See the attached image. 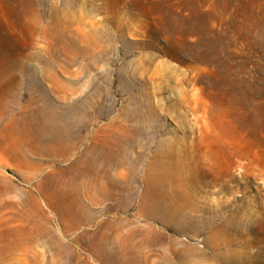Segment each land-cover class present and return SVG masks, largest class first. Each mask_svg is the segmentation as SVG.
<instances>
[{
  "label": "rangeland",
  "instance_id": "obj_1",
  "mask_svg": "<svg viewBox=\"0 0 264 264\" xmlns=\"http://www.w3.org/2000/svg\"><path fill=\"white\" fill-rule=\"evenodd\" d=\"M20 57L44 74L0 116V264H264V0H0V73ZM28 94L88 112L99 141L125 125V209L60 216L58 167L2 147ZM151 179L159 218L139 211Z\"/></svg>",
  "mask_w": 264,
  "mask_h": 264
},
{
  "label": "bare ground",
  "instance_id": "obj_2",
  "mask_svg": "<svg viewBox=\"0 0 264 264\" xmlns=\"http://www.w3.org/2000/svg\"><path fill=\"white\" fill-rule=\"evenodd\" d=\"M23 58L20 57L14 60H11L12 58H2L5 67L0 74L3 75L13 71L11 74H16V72H18V76L16 75L17 77L14 80L13 89H10L9 91L7 89L8 92H4L6 98H1V117L5 116V114L10 111L12 104L14 105L17 102V93L15 92V89L21 87L22 79L27 80L30 79V77L32 79L33 76L39 77L44 74L43 71L42 74L36 71V73H31L30 77L27 78L25 72L27 65L25 64L26 60ZM25 59H31V56L27 55ZM51 78L54 80V77ZM75 110L76 109L71 107L66 109L62 106L48 103L41 98L36 99L33 94H28L26 104L21 106L20 110V127L18 130L6 132L2 147H5L8 153L11 152L18 155L19 158L28 160V158L32 157L39 160L41 165L49 164L52 165V167H58L59 171L57 175L53 174V176H51L50 184L52 196L55 200L57 199L58 202L57 210H59L60 216L63 218L68 217L77 221L79 220L81 226L84 222L89 223V221H91L92 223L98 213L112 211L117 207L125 209V195L122 193V191L125 193V176L124 180H119V177L117 178L115 175V172L120 168L125 169V129H123L125 128V125L121 122L116 124V121L111 119L101 128L100 132H103L104 137L102 141H99L98 136L100 133L98 131H94L92 135L82 133L81 131V128L89 124L91 121L88 112ZM12 119H14V117H12ZM76 127H78V129H76ZM114 129L123 130L119 132V134L113 135L112 132ZM67 159L71 160L70 163L66 162L69 165L65 164V166L67 165L68 167H61L60 163L64 160L68 161ZM29 161L26 162V164L29 163ZM33 165L35 166V164ZM41 171L43 170L41 169ZM55 172H57V170ZM38 173L39 172H37V175ZM49 173L51 172L49 171ZM41 180L42 178L40 181ZM153 182L152 179L147 180L146 189L139 196L141 200L139 211L148 217L159 218L162 216L159 203L161 196L155 192ZM51 198L52 197H50V200H52ZM106 200L113 201L114 204L103 205ZM98 205L102 206L95 207ZM175 213V209L172 207L171 203H167L166 214L174 216ZM96 221L98 222L99 220ZM103 224H107V226L111 227L109 229H111L112 232L115 231L113 230L114 228H118L112 226L113 222L111 221H107V223ZM103 228H105V226ZM117 230H119V228L116 229V231ZM105 232L101 233L104 234ZM108 233L111 234L110 232ZM116 237H118V239L115 237V239L110 238L111 240L106 243L105 248L111 253V255L120 252L122 256H124L125 261V255L127 256V254H125V239H121L118 235ZM105 239H107V237ZM94 240L96 241L97 239ZM96 245L97 244H95V247H97Z\"/></svg>",
  "mask_w": 264,
  "mask_h": 264
}]
</instances>
